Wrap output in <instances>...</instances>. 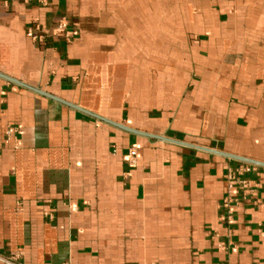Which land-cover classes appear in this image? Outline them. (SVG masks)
<instances>
[{
	"label": "crops",
	"instance_id": "crops-1",
	"mask_svg": "<svg viewBox=\"0 0 264 264\" xmlns=\"http://www.w3.org/2000/svg\"><path fill=\"white\" fill-rule=\"evenodd\" d=\"M204 147L264 162V0H0V264H264Z\"/></svg>",
	"mask_w": 264,
	"mask_h": 264
},
{
	"label": "built area",
	"instance_id": "built-area-1",
	"mask_svg": "<svg viewBox=\"0 0 264 264\" xmlns=\"http://www.w3.org/2000/svg\"><path fill=\"white\" fill-rule=\"evenodd\" d=\"M28 30L31 34L32 40L34 42H43L47 34L40 32L38 24L30 25ZM72 31L66 27V21L60 19L55 27L50 32V35L53 37L59 38V36L69 37L71 36ZM137 151L134 148L129 149V158L130 162H133ZM250 171H257V166L253 163H244L240 167H231L227 170L225 174V180L227 184V191L222 200V206L225 208L224 216L230 220L232 216V209L230 208L231 204L237 201V194H242L245 196L246 188L250 187V181L244 178V174ZM218 264H229L225 259L224 261L219 262Z\"/></svg>",
	"mask_w": 264,
	"mask_h": 264
},
{
	"label": "water",
	"instance_id": "water-1",
	"mask_svg": "<svg viewBox=\"0 0 264 264\" xmlns=\"http://www.w3.org/2000/svg\"><path fill=\"white\" fill-rule=\"evenodd\" d=\"M5 78H8V79H10V80H13V79H11V78H9L8 76H6ZM86 113H88V114H91L92 116H97V117H99V118H101V119H103V120H105V121H108V122H110V123H112V124H116L117 126H120L121 128H124V129H126V130H128V131H130V132H136V133H141V134H144V135H147V136H153V137H156V138H161V139H167V138H165V137H163V136H159V135H156V134H152V133H145V132H140V131H138V130H135V129H130V128H128V127H126V126H123V125H121V124H119L118 122H112V121H110V120H108V119H106V118H104V117H101V116H99V115H94V114H92V113H90V112H88V111H86V110H84ZM180 143H182V142H180ZM183 144H185V143H183ZM191 145V144H190ZM204 148H206V149H209V150H212V151H215V152H219V153H221V154H224L225 156H228V157H231V158H235V159H237V160H243V161H247V162H250V163H253V164H255V165H262V166H264V162H262V161H260V160H258V161H256V160H254V159H250V158H247V157H244V156H237V155H234V154H231V153H228V152H221V151H216V150H214V149H210V148H207V147H204ZM204 148H202V149H204Z\"/></svg>",
	"mask_w": 264,
	"mask_h": 264
}]
</instances>
